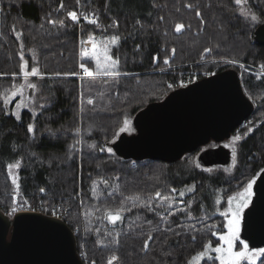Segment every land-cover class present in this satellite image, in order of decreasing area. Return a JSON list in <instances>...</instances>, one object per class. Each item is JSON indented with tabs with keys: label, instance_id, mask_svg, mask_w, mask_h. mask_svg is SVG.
<instances>
[{
	"label": "trees",
	"instance_id": "trees-1",
	"mask_svg": "<svg viewBox=\"0 0 264 264\" xmlns=\"http://www.w3.org/2000/svg\"><path fill=\"white\" fill-rule=\"evenodd\" d=\"M244 1L264 21V0ZM239 8L235 0H147L119 11L109 0H0L3 211L15 214L18 203L62 205L86 264H108L113 256L115 264H187L208 243H219L226 218L214 211L216 196L228 197L264 169V72L259 70L264 43L254 40L260 23H248ZM92 19L97 23H89ZM177 24L184 27L177 31ZM113 35L120 37L115 45L108 42L119 75L86 76L81 64L96 67L81 56L82 42L109 41ZM24 59L28 70L37 65L50 99L37 114L22 108L17 115V99L10 109L5 106L6 93L22 80ZM229 68L238 71L253 102L252 113L237 128L246 135L234 171L224 175L185 166L180 159L107 151L125 118L134 121L173 89ZM16 159L19 187L4 175ZM130 197L140 198L135 206ZM149 198L147 206L141 203ZM121 207V219L110 222L108 210ZM201 264L220 262L211 258Z\"/></svg>",
	"mask_w": 264,
	"mask_h": 264
},
{
	"label": "water",
	"instance_id": "water-1",
	"mask_svg": "<svg viewBox=\"0 0 264 264\" xmlns=\"http://www.w3.org/2000/svg\"><path fill=\"white\" fill-rule=\"evenodd\" d=\"M254 40L264 43V21ZM31 92V91H30ZM253 102L233 68L209 74L173 89L164 99L137 113V134H121L114 143L126 157L178 160L210 141L223 142L250 116ZM203 166L229 163L223 145L203 149ZM246 209L242 236L252 246L264 244V169L254 184ZM0 264H86L78 250L76 232L61 217L18 210L10 215L0 207Z\"/></svg>",
	"mask_w": 264,
	"mask_h": 264
},
{
	"label": "rangeland",
	"instance_id": "rangeland-1",
	"mask_svg": "<svg viewBox=\"0 0 264 264\" xmlns=\"http://www.w3.org/2000/svg\"><path fill=\"white\" fill-rule=\"evenodd\" d=\"M146 1L147 0H109V3L115 10L119 11V10L126 9V8L132 9V7L135 5V3L146 2ZM241 10H243V14H242ZM239 13H241L243 16H245L246 21L248 23H250V24H259L260 23V19L258 17H257L256 20H252L251 19V16L255 15V14H253L251 8L249 7V5L244 0H242V3L240 4ZM0 24H1V15H0ZM93 42H95L96 44L101 45V46H103L107 42V46L109 48V54L111 55L110 46L108 45V41L87 39V40H84L82 42V50H81V56L82 57L94 60V59H92L89 56L83 55V51L84 50L90 51L92 49ZM113 59H115V58L113 57ZM25 61L27 62L26 64H25ZM235 61H237V60H235ZM94 63H95V60H94ZM27 66H28V61L26 59H24L23 60V71H22V80H21V82L17 86H15L14 88L10 89L5 95V106L8 107V109H10L9 106L12 104L14 99H17L16 102L14 103V107H13V111L17 115H19L20 110L22 108H27V109L31 110L33 114H37L50 101L47 91L44 89V87L41 84V75H40L39 71H37L36 74H30L27 77L24 76L25 72L31 73V70H32V69L28 70ZM33 68H36L38 70L37 65H35ZM81 70L84 73V68H81ZM89 70L94 71L93 69H89ZM259 70L261 72H264V69H262L261 67L259 68ZM29 85H35V87L33 88V87H30ZM13 92H15L16 94L13 95ZM89 101H91V100L89 99ZM18 104H20L22 106L18 108L17 107ZM125 120H127L129 122V124L127 126L124 123ZM125 127H126V130L121 132L120 129L121 128H125ZM123 133L129 134V135L139 133V126H138V124H136L133 121V116H129V117L125 118L122 121L121 126L118 129L117 135L119 134V136H120ZM247 134H248V132H247ZM245 135H246V132L242 133V131H238V129H237L235 132L232 133V135L229 138H227L226 140H224L222 142L224 149L226 148V150L229 151V163H218V164H214V165H211V166H203V165H201L199 160H198V156H199L200 152L203 149H205L206 147H208L210 144L202 146V147L196 149V151L194 153H192V154H188L187 153L186 157H182L179 162L183 163L185 166H188V167H202V168L207 169L208 171H209V169H211V172H214V173L221 172L224 175L228 174V173H230V172H232V171H234L236 169V166L238 164V144L241 141V139H243V137ZM237 136L240 137L239 140H235L234 139V137H237ZM118 137H117V139H118ZM107 148H112V151L116 150L111 144H109L107 146ZM233 148L236 149L235 161L233 159ZM16 162H19V160L16 159V160L10 161L9 164H15ZM9 164H7V168H6V171L4 172V175L8 176V180H10L11 183H13L12 182L13 176L18 177V168H13L11 170V172H10L9 169H8V165ZM257 176L258 175H255V176H252L251 178H249L242 188H240L236 192L230 194L226 198L223 197L222 194L217 195L216 196V201H215L214 211L220 212L221 214L224 215V213L226 211H228V209L230 207V205L228 203L229 198L230 197H236L237 193L243 192L244 188L247 186L248 181L251 180V179H255L256 180ZM2 182H4V179H3L2 176H0V184L3 185ZM17 183H18V181H17ZM3 190H5V189H3ZM252 191H253V196L251 198V201L253 200L254 194H255L254 185H253ZM10 193L14 194L15 196H18V194H19L17 191H13V192H10ZM224 201H226V202H224ZM238 202H239L238 199L234 200L231 206L235 207V204L238 203ZM250 204L248 205V207L250 206ZM32 206L33 205H31V204L18 203L16 205V209H17V211L20 210V209H24V208L25 209L26 208L31 209ZM54 207H55L54 203L47 202L43 207H41V209L46 210V211L47 210H52L53 211ZM247 208H245L244 212H243V217H242V220H241V231H240L239 239L237 241H234L233 247H234L235 251H240L242 249V246H243L244 243H247L249 245V249L250 250L254 249V248H264V244L263 245H259V246L250 245L249 241L247 239H245L242 236V234H241V232H242V223H243L245 211H246ZM63 216L65 217V215H63ZM224 217L226 218V231L219 235L220 238H221V236H224V235L227 234V222H228L229 216H225L224 215ZM110 222H112V221L110 220ZM209 245H210V247H209ZM218 246L226 247V244L221 239H220V242L217 243V244L208 243L205 246V248L202 250V251L207 252L208 255L206 257L202 258V259H199V260L194 259L198 255V253L202 252V251H200V252L196 253L195 255H193L191 257V259L188 261L187 264H201L206 259L215 258L216 256L219 255V254L215 253V248L218 247ZM115 257L117 258V256H115ZM261 258L262 257L257 259L256 264L259 262V260ZM110 260H111V264H115V262L117 261V259L112 260V257L109 258V261ZM109 261H108V264H109ZM242 264H247V262L246 261L242 262Z\"/></svg>",
	"mask_w": 264,
	"mask_h": 264
},
{
	"label": "snow or ice",
	"instance_id": "snow-or-ice-1",
	"mask_svg": "<svg viewBox=\"0 0 264 264\" xmlns=\"http://www.w3.org/2000/svg\"><path fill=\"white\" fill-rule=\"evenodd\" d=\"M235 3L237 5L242 3V0H235ZM62 6V5H61ZM189 7H191V5H189ZM242 14H243V10H241ZM68 15L72 18V20H77V13L76 12H69ZM197 15H199V13H197ZM84 19H88L87 16L84 17ZM252 20H256L257 16L256 15H252L251 16ZM54 23V22H53ZM89 23H97V21L95 19L89 20ZM184 27L183 24H177L176 25V30L180 31L182 28ZM20 33L17 32V36H19ZM90 39H92L90 37ZM120 40L119 36L113 35L110 40L108 42H110L111 44L115 45L117 44V42ZM173 53H175V49L172 50ZM21 55H23V53H21ZM83 55L85 56H89L92 59L95 60V67L96 70L92 71L89 70L88 68H86L84 66V64H81L80 67L84 68V74L88 77H93V76H116L119 75V73L116 71V69L118 68L119 65V60L118 59H113V57L109 54V48L107 46V42L101 46L96 44L95 42H93V47L90 51L88 50H84L83 51ZM168 61L165 60V63H167ZM233 63H235V61H232ZM27 62L25 61V64ZM260 67L262 69H264V65H260ZM37 69L36 68H32L31 73L25 72L24 76L27 77L30 74H36L37 73ZM30 87H35V85H29ZM16 93L13 92V95H15ZM91 102V101H90ZM22 105L18 104L17 107H21ZM125 125L127 126L129 124V122L127 120H125ZM28 130L31 132L33 130V125L29 124L28 125ZM126 130L125 128H121L120 131L123 132ZM74 131L79 132L80 129L77 128ZM235 140H239L240 137H234ZM91 147H95V145H91ZM100 151H104V149H100ZM107 151L109 153L112 152V148H108ZM235 157H236V149L233 148V159L235 161ZM20 166L19 162H16L15 164H9L8 165V169L11 172V170L13 168H18ZM209 171H211V169H209ZM18 177L13 176L12 178V182L13 184H16L17 187H19L18 183ZM105 184L108 183L107 180L104 181ZM256 183L255 179H251L248 181L247 186L244 188V191L241 193H237L236 197H230L229 198V209L228 211H226L224 213L225 216H229L228 222H227V234L224 236H221V240H223L226 244V247L224 246H218L215 248V253L219 254L218 256H216L214 259H218L220 261V264H242V262H247V264H256L257 259H259L260 257H264V248H254V249H249V245L247 243H244L242 246V249L240 251H235L234 250V241H237L239 239L240 236V231H241V220L243 217V212L244 209L248 207V205L252 202L251 198L253 196V185ZM41 191H44V189H41ZM173 192H175L176 190L173 189ZM95 190H93V195H95ZM184 192L181 191L179 192L180 196H184ZM157 197L160 196V193L157 192L155 194ZM129 199H133V204L135 206V200H139V197H135V198H129ZM165 199H168V197H165ZM238 199V203L235 204V207H232V203L234 200ZM151 198H149V200L147 201H141L142 204H144L145 206H147L150 203ZM190 207V205L188 206ZM16 209L14 208L13 211H15ZM187 211V208L185 209H177V211ZM125 211V209L123 207L115 210V212H113V210H108V218L115 223L116 221L121 219V213ZM192 229H195V226L192 225L190 226ZM210 227V226H209ZM168 231H172L171 229H169ZM149 239H151V236H149ZM193 239H195V237H193ZM145 248L148 247L147 242L144 245ZM210 247V245H209ZM208 255L207 252L202 251L200 253H198V255L194 258L196 260L202 259L204 257H206ZM117 259L115 256L112 257V260ZM109 264H111V260L109 261ZM261 264H264V260L261 261Z\"/></svg>",
	"mask_w": 264,
	"mask_h": 264
},
{
	"label": "built area",
	"instance_id": "built-area-1",
	"mask_svg": "<svg viewBox=\"0 0 264 264\" xmlns=\"http://www.w3.org/2000/svg\"><path fill=\"white\" fill-rule=\"evenodd\" d=\"M38 208V209H37ZM20 210H39V211H42V209L41 208H39V207H36V206H32V208L31 209H29V208H24V209H20ZM63 207H62V205H60V204H55V207H54V211H53V215H56V216H59V217H61V218H63L64 216H63ZM64 219V218H63Z\"/></svg>",
	"mask_w": 264,
	"mask_h": 264
},
{
	"label": "flooded vegetation",
	"instance_id": "flooded-vegetation-1",
	"mask_svg": "<svg viewBox=\"0 0 264 264\" xmlns=\"http://www.w3.org/2000/svg\"><path fill=\"white\" fill-rule=\"evenodd\" d=\"M210 144V145H209ZM205 145H209L208 147H206V148H215V147H217V146H220V145H223V143H222V141L221 142H217V141H210V142H208L207 144H205ZM205 145H202V146H205ZM202 146H200V147H202ZM199 147V148H200ZM205 148V149H206Z\"/></svg>",
	"mask_w": 264,
	"mask_h": 264
}]
</instances>
